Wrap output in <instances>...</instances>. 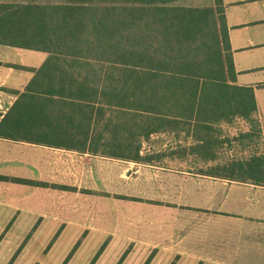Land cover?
Instances as JSON below:
<instances>
[{"label":"crops","instance_id":"crops-1","mask_svg":"<svg viewBox=\"0 0 264 264\" xmlns=\"http://www.w3.org/2000/svg\"><path fill=\"white\" fill-rule=\"evenodd\" d=\"M195 1L198 0L187 3L196 5ZM222 3L236 84L254 89L257 111L253 125L248 122L238 132L229 128L233 146L225 151V158L212 148L204 159L195 158L199 169L203 164L222 165L264 157V0ZM115 4L121 3L0 0V125L5 132L32 133L44 141L0 137V206L7 204L14 210L19 207L17 212L32 215L33 225L85 230V237L91 233L87 231H98L100 240L107 238L111 222L114 229L126 222L121 235L126 243L145 247L147 253L154 250L155 255L168 260L174 258L176 264H238L236 260L264 264L263 184L249 178L202 174L186 168L185 157H148L152 153L149 139L141 143L144 160L136 161L59 145L68 141L67 137L60 140L48 135L67 132L65 120H59L56 114L72 108L64 104H71L72 98L56 93L61 65L47 63L49 53L18 46L12 40L19 43V39L28 37L56 36L53 23L72 20V14L63 8ZM212 4L213 0H209L208 5ZM26 115L24 124H10ZM69 129L72 130L70 126ZM158 133L182 135L174 143H162V151L185 149L191 142H184L188 136L192 140L189 149L201 143L185 129ZM216 137L223 135L218 137L215 132L213 138ZM47 139L53 143H47ZM15 195L22 201L19 206L14 204ZM71 197L83 199L82 205L79 199L76 204L67 201ZM63 212L67 214L64 217ZM125 213L128 217L123 216Z\"/></svg>","mask_w":264,"mask_h":264},{"label":"trees","instance_id":"trees-1","mask_svg":"<svg viewBox=\"0 0 264 264\" xmlns=\"http://www.w3.org/2000/svg\"><path fill=\"white\" fill-rule=\"evenodd\" d=\"M112 1L121 4L63 8L72 20L53 23L56 36L12 40L49 53L47 63L61 65L56 93L73 101L64 103L72 105L70 112L56 114L67 132L48 134L67 137L59 145L139 161L141 143L153 133L180 128L193 136L235 118L254 124V89L236 84L222 0L207 6L189 0ZM23 117L10 124H24ZM38 136L5 132L0 125V137L36 142ZM197 139V150L209 156L210 140L200 134ZM101 147L110 150L100 152ZM201 173L264 185V157Z\"/></svg>","mask_w":264,"mask_h":264},{"label":"rangeland","instance_id":"rangeland-1","mask_svg":"<svg viewBox=\"0 0 264 264\" xmlns=\"http://www.w3.org/2000/svg\"><path fill=\"white\" fill-rule=\"evenodd\" d=\"M198 6H207L209 0H198L195 1ZM248 121H243L235 118L231 123H222L214 126L212 130H208L207 133L204 131L194 134L193 139L197 138V135H202L208 138V153L212 148H217L219 151V157L225 158V151L230 149L233 144L228 135L229 128H234L238 132L243 129ZM223 126V128H222ZM220 133L223 137L219 139L213 138L214 134ZM179 137L177 134H160L149 138V144H152L151 154L148 157L162 160L163 157H185L187 159L186 168L191 167L199 172L207 171L209 167L214 166H202L194 164L195 158L199 156L204 159L207 157L206 151H199L197 148L189 149V145L192 143L191 137H186L185 141H191L188 146L181 147L179 149L172 150H160L162 143L167 140L170 143H174ZM189 138V139H188ZM183 143V142H182ZM198 144V143H197ZM151 146V145H150ZM147 148L148 145L144 144ZM157 149H159L157 151ZM110 149L100 148V152L109 151ZM146 150V149H145ZM150 155V156H149ZM16 194V193H15ZM61 201V198H58ZM79 199L81 205L83 199L71 197L67 201L74 202ZM53 198H49V201ZM14 203L16 206L22 204L18 197L15 195ZM17 207L15 210L12 207H8L7 204L0 206V264H176V260H168L165 256L155 255L154 250L145 252V247L134 246L131 243L124 241L122 233H124L126 222L117 224L114 229V223H110L111 229L106 231L108 234L107 238L100 240L101 237L98 235V231H87L91 232L90 235L85 237V230L76 231L71 228H62L61 225L53 227L52 225H33L32 215H25L18 211ZM49 211V209H47ZM52 211H56L55 207L51 206ZM64 211L58 209V211ZM67 214H64V217ZM61 216V215H58ZM128 217V214H123ZM116 233L117 236L113 237ZM238 264H245L244 261L236 260ZM180 263V262H179ZM181 264H189L187 262H181ZM197 264H210L209 262L197 263ZM225 264V263H224ZM228 264V263H226Z\"/></svg>","mask_w":264,"mask_h":264}]
</instances>
